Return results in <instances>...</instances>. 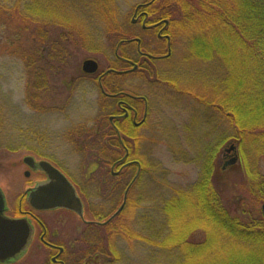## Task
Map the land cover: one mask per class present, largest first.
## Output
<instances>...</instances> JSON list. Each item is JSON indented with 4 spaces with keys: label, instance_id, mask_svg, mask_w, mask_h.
I'll use <instances>...</instances> for the list:
<instances>
[{
    "label": "trees",
    "instance_id": "obj_1",
    "mask_svg": "<svg viewBox=\"0 0 264 264\" xmlns=\"http://www.w3.org/2000/svg\"><path fill=\"white\" fill-rule=\"evenodd\" d=\"M122 1L0 0V21L13 30L9 37L10 52L23 62L27 72L26 103L39 113L53 110L42 104L43 100L62 95V90L52 83L61 82L63 86L67 83L68 90L72 92L78 88L73 84L74 79L66 82L65 78L78 53L92 50L103 54L102 48L109 46L117 57V62L110 61L109 68L95 74L81 72L74 77L75 81L79 78L86 82L95 81L101 92V104L107 99L112 101L103 104L101 113L94 120L75 125L65 136L75 143L76 149L81 148L91 155L90 162L95 164L90 174L92 178L103 165L110 167L109 171L116 180L106 179L108 191H114L120 184L119 178H129L119 204L102 218H107L118 208L129 187L126 203L122 212L107 224L85 227L80 247L74 253L76 258L69 263H91L92 259L88 258L92 252L95 258L99 256L98 247L91 244L99 243L96 233L105 231L118 239H143L153 252L166 257L147 264H264V216L262 211L253 208L254 202H264V174L258 166L264 157V0H146L137 3L132 15L122 14ZM139 8L149 12V23L163 26L164 40L141 28L159 41L161 49H152L142 37L133 34L131 29L140 25L133 22L134 11ZM179 37L183 39L178 42L182 43L181 59L184 63H197L195 67L208 66L207 74L212 73L211 66L215 64L223 71L221 75L218 73L219 78L212 86L214 90L211 91L215 95L206 97L195 93L192 89L196 86L183 82V76L160 69L158 63L177 54V45L175 51L174 46ZM135 38H140L141 42ZM133 42L138 56L141 51L146 56L159 54L162 50L166 54L162 58L148 56V61L138 59V56L134 60L129 54H123L132 65L127 69L125 63L119 66L122 47ZM133 61L140 62L136 69ZM199 74L204 75V71ZM127 76L145 79L153 85L166 86L181 95L194 97L198 104L216 113L213 121L208 118L213 123L211 130L206 131L209 142L202 150H197L196 160L200 167L197 180L184 189L167 191L161 197L160 217L148 216L151 223L145 222L146 215L126 214L142 200L141 194L134 202L131 192L145 178L147 167L156 169L152 177H159L157 179L163 188L167 186L164 182L167 172L158 169L159 163L148 161L146 165L138 154L139 131L146 124L149 102L144 95L133 89H123V85L116 81ZM119 98L127 105L122 112L118 109L119 103L117 106ZM1 101L0 153L2 150L16 151L20 146H14L15 138L8 135L11 123H8L9 115ZM142 106L144 120L141 118L143 123L137 125L132 119L137 111L140 117ZM198 121L191 116V123L197 124ZM186 126L191 128L189 123ZM27 134L28 138L32 134L45 138V134L36 129ZM230 140L244 165L237 167L242 175L238 189L244 193L239 194L243 204L239 214L231 212L220 187V178L222 180L233 169L221 176L216 162L220 149ZM27 148L33 154L47 158L40 148ZM104 157L109 159L105 161ZM231 160L228 163L233 164ZM97 190L101 193V187ZM87 209L93 212L91 208ZM125 215L127 220L122 221ZM137 223L142 224L149 234L134 231ZM92 227H96L95 233L89 234L87 229ZM72 243L75 244L72 247H76L77 242ZM68 247L72 249L71 245ZM115 249V245H111L110 253L120 252ZM107 252L109 250L105 254ZM27 257L11 264H22ZM98 261L100 263V259Z\"/></svg>",
    "mask_w": 264,
    "mask_h": 264
},
{
    "label": "rangeland",
    "instance_id": "obj_2",
    "mask_svg": "<svg viewBox=\"0 0 264 264\" xmlns=\"http://www.w3.org/2000/svg\"><path fill=\"white\" fill-rule=\"evenodd\" d=\"M144 1L146 0L122 1L120 5L122 14L132 15L133 8L137 3H143ZM140 25H136L135 29H131L133 34L142 37L152 49L159 47V41L153 38L149 32H144ZM12 32L13 30L8 24L0 21V94L2 95H0V100H2L1 102L6 108V112H8L10 119L8 123H11L8 128V135L15 138L16 142L14 146H20L16 151L2 150L0 153V187L7 199L8 213L12 216H17L19 214V195L29 186H34L45 177L44 174L34 171H30V176L25 175V171L29 170V168L24 164L23 157L27 154H33L27 147H36L43 151L44 157L50 158L61 165L79 188L85 190L86 204L88 208L93 210V212H88V216L90 218L97 217V219H103L102 217L109 214L121 201L129 178L127 176L122 179L119 178L121 180L120 184L114 188V191H108L105 188L106 179L113 178L116 180L109 171L110 167L103 165L105 172L103 171V167H101L102 170L98 169L92 178L90 174L95 164L90 162L92 160L91 155L84 153L81 148L80 150L76 149L75 143L65 135L75 125L94 120L101 113L103 104H108L112 101L111 99H107L108 102L104 101L105 103L101 104V92L95 81L86 82L85 79L81 78L75 81L74 77L83 72L81 66L86 58L97 60L100 64V70L109 68L108 66L112 64L110 61L113 63L117 62L115 50L106 46L102 48L103 54L92 50H87L81 54L78 53L77 60L72 63V68H70L65 77L66 82L73 81L74 79L73 84L78 88L72 92L68 90L69 85L67 83L64 86L61 82H57V84L52 83L54 87L62 90V95L56 99L50 97L43 100L42 104L50 106L53 110L39 113L26 103L27 72L23 62L10 52L11 47L9 45L11 43H9V37ZM182 40L181 37L177 38L174 51L176 45L178 51L175 57L158 63L160 69L183 76V82L187 85L192 83L196 86L195 89H192L195 93L199 92L206 97L215 95V92L211 91L214 90L212 86L217 81L216 79L219 78L218 73L221 75L223 71L218 67V64H215L211 66L212 73L207 74L208 66L195 67L197 63H184L181 59L182 43L178 42ZM105 41L108 42L107 39ZM158 49H161V47ZM121 52L122 55L129 54L134 60H137L138 49L134 42L122 47ZM165 54L166 51L162 50L159 54L153 55L160 56ZM139 58H141L140 55L138 56ZM117 64L124 66L122 62H118ZM127 68H130L129 65ZM201 70L204 71V75L199 74ZM116 81H119L121 86L123 85V89L136 90L139 95H144L148 98L149 113L146 124L139 131L141 141L138 154L146 165L148 161L159 163L158 169H163L167 172L164 180L167 186L163 188L161 182L157 179L159 177H152V173L156 169L153 170V167H147V171L143 175L145 178L131 192L134 202L141 194L142 200L138 206L129 209L126 214L135 213L134 216L138 215L139 217L146 215L145 222L151 223L148 216L155 219L160 217L161 197L167 191L171 192L176 188L184 189L197 180L200 171L198 160H196L197 150H202L205 144L209 142L210 139L206 131L211 130L213 124L211 121L215 118L216 113L212 109L198 104L194 97L181 95L166 86L153 85L145 79L127 76L122 80ZM142 113L143 106L140 109V121ZM191 116H195V119L199 120L197 124L191 123ZM208 118L212 120L209 121ZM188 123L191 128L186 126ZM33 129L45 134V138L41 139V137L33 134L28 138L27 132ZM3 135L5 137V134ZM33 139L36 141H33ZM231 145H233V141L230 140L222 146L217 154L216 162L218 167H220L219 175L221 176L233 169L222 180L220 178V187L231 212L239 214V210L243 208L239 194L244 193L238 189L242 175L237 167L241 165L244 167V165L242 159L238 156V151L235 149L228 151ZM104 158L105 161L109 159L108 157ZM232 158H235L236 161L233 164L228 163ZM233 166L234 168H232ZM258 166L264 174V157H261ZM130 175L132 176L133 174ZM98 187H101V193L98 192ZM168 187L171 190H166ZM261 204L263 203L254 202L253 208L262 211ZM25 207L27 206L25 205ZM54 215L52 213H45L44 218L51 222ZM58 216L59 218L56 217V219L59 222L60 219L64 221L67 215L60 213ZM126 220L127 216L125 215L122 221ZM67 226L69 229L63 231L62 237L64 238H60V240L75 239L80 232H84L85 230L84 224L81 221L75 220L72 216L69 218ZM129 226L133 228L132 225ZM73 228L74 230H72ZM95 229L96 227L88 228L87 232L94 234ZM133 230L141 231L140 233L143 232L144 235L149 234L142 224H135ZM104 233L105 231H102L101 234L96 233L100 242L98 243L97 241L91 244L96 248L98 247L97 249L100 253L98 256L100 259L99 264H147L154 259L166 258L153 252L150 246L145 245L146 243L142 241L143 239H137L136 237H120L118 239L108 233L104 235ZM113 244L115 245V250L119 249L120 251L115 252V255H113L114 253H110L111 245L113 246ZM108 250L109 252L105 254ZM40 252L41 248L39 244L34 243L28 257L22 261V264H43L45 259L41 257ZM90 256L88 260L95 256L94 252Z\"/></svg>",
    "mask_w": 264,
    "mask_h": 264
},
{
    "label": "water",
    "instance_id": "obj_3",
    "mask_svg": "<svg viewBox=\"0 0 264 264\" xmlns=\"http://www.w3.org/2000/svg\"><path fill=\"white\" fill-rule=\"evenodd\" d=\"M99 64L93 58H86L82 63V69L86 73L98 71ZM231 145L228 151L234 150ZM233 158L231 162H235ZM23 162L34 172H41L46 175L34 186L26 189L27 201L35 209L49 210L64 208L75 212L83 221L96 225H105L115 218L124 208L128 189L125 191L123 201L118 209L106 220L97 221L85 218L84 203L76 186L59 168L47 159H38L33 154L23 157ZM30 171H26L28 176ZM139 174H137L138 176ZM9 210L4 191L0 187V263L11 264L23 259L33 241V224L28 217H13L7 214ZM264 215V203L262 204Z\"/></svg>",
    "mask_w": 264,
    "mask_h": 264
},
{
    "label": "flooded vegetation",
    "instance_id": "obj_4",
    "mask_svg": "<svg viewBox=\"0 0 264 264\" xmlns=\"http://www.w3.org/2000/svg\"><path fill=\"white\" fill-rule=\"evenodd\" d=\"M149 17L150 16H149L148 11H146L145 9L139 8L138 10L135 9V11H134L133 21L135 23L141 24V28L144 31L154 32V33H156V35L161 40H164L166 38L165 37L166 33L163 32V29H162L163 26L159 25L156 27V23H149L148 22ZM139 41L141 42V40H139ZM166 43L168 44L167 39H166ZM140 55H141V60H146V59H148V56H149V54L146 56L144 53H142V51H141ZM120 61L122 63L125 62L126 65H132V62L129 61V59L125 58V56H123V55L120 58ZM133 63H139L140 64V62H137V61H133ZM118 103H119L118 109L120 112L126 110L125 106H127V105H125L126 102L123 99H120V100L117 99V106H118ZM121 115H122V113H121ZM115 116H117V115H115ZM142 119L140 121V117H139V114L137 111L136 115H134L132 120L135 124L140 125L143 123ZM60 169H62L73 180V178L65 171V169H63V168H60ZM29 170L33 171L31 169H29ZM39 173H41V172H39ZM112 173L117 174L118 172L112 171ZM42 174H44V173H42ZM28 176H30V174ZM46 178L47 177L45 175V177L42 178V180H45ZM75 186L78 190L79 195L81 196L82 200L84 201L85 218L91 220V218L88 216V209H87L88 206L85 203L86 201H85L84 189L82 190L81 188H79V186L77 184H75ZM29 187H32V186H29ZM26 197H27V194H25V191L23 193H21V195H19V198H18V203H19L18 204V211H19L18 213L19 214L17 216H26L29 218V220L33 224V228H34L33 244L38 243L39 247L42 249V251L40 252V255L43 259H45V261H43V264H70L69 261L76 258V255H74V253L76 252L75 250L78 248L77 245H80V243H81L80 237L83 234V232H80L78 234V236L75 237V239H72V240L67 239V241L60 240V238H64V237H62L63 231L65 229H67V230L69 229L67 226L69 218L72 216V217H74L75 220H78L79 222L81 221L84 224V228L87 225H93V226H97V225L94 223H89V222L83 221L75 212L64 209V208L49 209V210H38L35 208H31V206L28 205ZM25 205L27 207H25ZM26 208H28V209H26ZM45 213L55 214L54 217H52V220H51L52 223L50 222V220H46L44 218ZM60 213H64L68 217L66 216V219L64 221H61V219H60L59 222H61V223L59 224L56 217L59 218L58 215ZM61 215H63V214H61ZM72 230H74V228ZM72 241L77 242L76 247H72L75 245L74 243H72ZM68 245H71L73 251L71 248L69 249ZM98 259L99 258L97 255L96 258L95 257L92 258L91 263L88 262L86 264H94V263L99 264Z\"/></svg>",
    "mask_w": 264,
    "mask_h": 264
}]
</instances>
